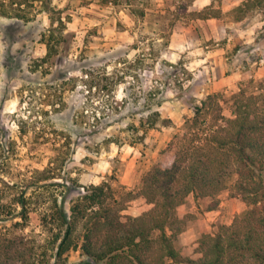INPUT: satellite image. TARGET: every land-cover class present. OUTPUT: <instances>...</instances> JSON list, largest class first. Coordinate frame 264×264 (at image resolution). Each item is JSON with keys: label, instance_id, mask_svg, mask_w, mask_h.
Returning <instances> with one entry per match:
<instances>
[{"label": "rangeland", "instance_id": "obj_1", "mask_svg": "<svg viewBox=\"0 0 264 264\" xmlns=\"http://www.w3.org/2000/svg\"><path fill=\"white\" fill-rule=\"evenodd\" d=\"M242 1L52 0L66 28L58 29L54 13L57 51L50 57L46 13L29 22L0 14V236L10 241L12 258L38 264L50 253L48 230L36 209L62 190L54 183L73 180L76 193L108 182L118 198L125 197L152 166L171 162L174 136L208 94H219L224 115L232 116L233 95L264 79V8L238 20L234 8ZM209 5L221 10L219 18L193 13ZM158 101L162 118L172 123L157 125L141 139L140 122ZM22 191L34 209L26 220L13 217ZM214 200L224 202V221H208L210 231L198 230L193 240L179 234L174 244L183 256L199 258L202 235L215 234L248 208L233 179ZM192 201L198 215L183 217L188 236L214 202ZM145 204L135 198L122 215L138 216ZM57 264L98 263L70 250Z\"/></svg>", "mask_w": 264, "mask_h": 264}, {"label": "trees", "instance_id": "obj_2", "mask_svg": "<svg viewBox=\"0 0 264 264\" xmlns=\"http://www.w3.org/2000/svg\"><path fill=\"white\" fill-rule=\"evenodd\" d=\"M8 3L0 1V14L9 18L29 22L41 12L49 16L51 26L43 35L47 56H53L57 48L51 31L55 20L52 15L59 14L58 29H65L60 17L62 10L54 9L52 0H9ZM26 7L33 10V15L28 14ZM263 8L264 0H244L234 11L241 20L245 13ZM137 13L145 14L144 10ZM193 13L205 20L219 18L221 10H213L209 5ZM70 19L67 14L66 20ZM232 99L231 117L224 115L219 94H208L195 104L192 118L185 120L182 133L175 135L170 144L174 148L171 162L152 166L141 177L139 186L125 197L118 198L108 182L84 185L83 191L76 193L73 180L71 185L66 181L54 183L62 190L51 196L47 207L43 204L36 209L52 244L50 253L45 251L37 263L50 264L54 259L57 264L70 250H79L98 264H264V79L249 92L240 88ZM153 106L140 122L141 139L157 125L172 123L158 111L161 101ZM231 179L247 210L231 224L220 225L215 234L202 235L199 258L183 256L174 242L185 230L186 219L179 218L176 209L189 195L197 200L213 199L208 209H215L218 205L215 197L227 189ZM140 197L151 208L138 216L124 218L122 211L127 203ZM29 200L22 191L17 200L21 208L13 217L28 218L30 211H34ZM8 242L0 236V264H17V261L23 264L21 255L18 260L12 258Z\"/></svg>", "mask_w": 264, "mask_h": 264}, {"label": "crops", "instance_id": "obj_3", "mask_svg": "<svg viewBox=\"0 0 264 264\" xmlns=\"http://www.w3.org/2000/svg\"><path fill=\"white\" fill-rule=\"evenodd\" d=\"M190 197H192V198H190ZM141 198V197H140ZM192 199L194 200L195 198H194V196L193 195H189L187 198H186V200L185 201H187L186 203L184 202L182 205H180L177 209H176V215L179 217V218H183L184 217V215L186 214V213H188V212H190V213H192V214H194V215H198L197 214V208H196V206L194 205V203H193V201H192ZM224 204V202H220L219 204H218V207L217 208H215V209H210V210H208V211H204L203 212V215H202V217H199L198 219H197V226H196V228H192L193 230H188V233H189V231H192V233H190V235L188 236V234L186 233V235H185V232L183 233H181L182 235V239L183 240H193L194 239V237L193 236H195L196 235V233H197V231L199 230V232H208V231H210V228L211 227H209L208 226V221H215V222H222V221H224V218H225V216H224V214H223V212H222V205ZM150 205L149 204H145V206H144V209H143V211H145V209H150ZM230 211H235V210H230ZM229 212V211H228ZM189 238V239H188Z\"/></svg>", "mask_w": 264, "mask_h": 264}]
</instances>
